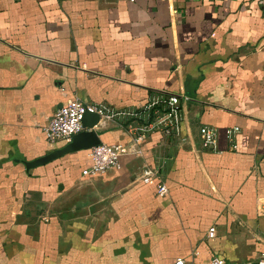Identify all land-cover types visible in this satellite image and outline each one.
Wrapping results in <instances>:
<instances>
[{
  "label": "crops",
  "instance_id": "obj_1",
  "mask_svg": "<svg viewBox=\"0 0 264 264\" xmlns=\"http://www.w3.org/2000/svg\"><path fill=\"white\" fill-rule=\"evenodd\" d=\"M159 91L180 95L183 140L102 119L118 168L83 175L88 149L26 167L60 146L44 126L66 100L119 110ZM215 256L264 258V0H0V264Z\"/></svg>",
  "mask_w": 264,
  "mask_h": 264
},
{
  "label": "built area",
  "instance_id": "obj_2",
  "mask_svg": "<svg viewBox=\"0 0 264 264\" xmlns=\"http://www.w3.org/2000/svg\"><path fill=\"white\" fill-rule=\"evenodd\" d=\"M186 98V97H184ZM180 95L159 91L156 95L148 98L136 108L113 109L104 103H88L77 98H71L59 105L53 112L48 123L44 126L46 139L52 144L63 145L70 141L73 134L85 129L82 123L83 114L86 111L95 112L99 120L124 119L128 133L137 138L144 139L153 133H160L166 137L182 136V115L180 112ZM237 127L226 129L227 137L232 141V136ZM199 136L202 146L213 151H218L216 129L209 125L199 127ZM119 144L99 143L88 149L90 164L82 168L81 173L86 176H97L104 174L107 170L118 168L120 165ZM143 182L158 179L156 191L159 195H165L167 186L160 180L158 168L143 164L139 177ZM214 227H210L208 235L212 236ZM174 264H196L183 257H177ZM208 264H225L219 257H212ZM257 264H264V258H260Z\"/></svg>",
  "mask_w": 264,
  "mask_h": 264
},
{
  "label": "water",
  "instance_id": "obj_3",
  "mask_svg": "<svg viewBox=\"0 0 264 264\" xmlns=\"http://www.w3.org/2000/svg\"><path fill=\"white\" fill-rule=\"evenodd\" d=\"M98 121H99V116L97 113L86 111L82 117V123L85 129L73 134L70 141L59 147L52 149L45 155H42L30 161H25L26 167H34L37 165L45 164L48 161L55 159L59 156H62L64 154L78 151L81 149H89L92 146L101 143L100 138L98 137V133L92 129V126L96 124Z\"/></svg>",
  "mask_w": 264,
  "mask_h": 264
}]
</instances>
